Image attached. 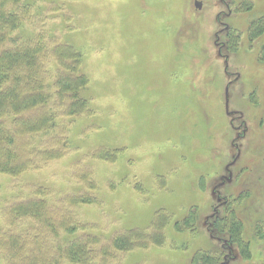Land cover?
I'll return each instance as SVG.
<instances>
[{
	"label": "rangeland",
	"instance_id": "obj_1",
	"mask_svg": "<svg viewBox=\"0 0 264 264\" xmlns=\"http://www.w3.org/2000/svg\"><path fill=\"white\" fill-rule=\"evenodd\" d=\"M13 92L0 264H264V0H0Z\"/></svg>",
	"mask_w": 264,
	"mask_h": 264
},
{
	"label": "trees",
	"instance_id": "obj_2",
	"mask_svg": "<svg viewBox=\"0 0 264 264\" xmlns=\"http://www.w3.org/2000/svg\"><path fill=\"white\" fill-rule=\"evenodd\" d=\"M15 54H17V56H15L14 54L13 55H10L9 53H3L2 55H3V57H5V64L8 62V63H13V65H15V64H17L18 65V63H17V61H19V63L21 64V62L22 61H20V57L22 56V55H24V57H27L28 58V54H26V53H21V52H15ZM26 55V56H25ZM22 63H26L25 62V60L22 62ZM16 65V66H17ZM12 66H10V65H7V68H9L10 70H12V72H13V67L11 68ZM17 76V75H16ZM18 77V76H17ZM8 78H10V77H8ZM70 87V86H69ZM71 88V87H70ZM67 92H70L71 90L70 89H68V90H66ZM6 92H9V90L8 91H6ZM13 96L12 95H10V94H5L4 96V98L5 99H3V98H1L0 99V103H1V105H3V104H6V103H9L8 104V106L10 105V107L13 109V104H15V102L18 100V99H20V98H22L24 101L26 100V99H31V98H33L34 96H32V97H30V95L29 94H22V96L19 94H17V93H15V92H13ZM74 94H76V92L74 93ZM71 95V94H70ZM73 98L74 99H77V97L76 96H73ZM11 101H13V102H11ZM5 142V140L2 138V137H0V149H1V147L3 146V143Z\"/></svg>",
	"mask_w": 264,
	"mask_h": 264
}]
</instances>
